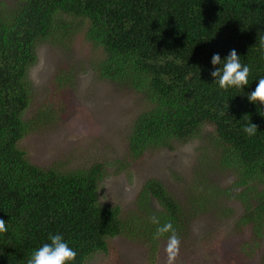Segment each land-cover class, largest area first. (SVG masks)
<instances>
[{"label": "trees", "instance_id": "trees-1", "mask_svg": "<svg viewBox=\"0 0 264 264\" xmlns=\"http://www.w3.org/2000/svg\"><path fill=\"white\" fill-rule=\"evenodd\" d=\"M84 27V40L100 49L98 76L140 95L145 106L125 138L127 158L201 135L218 167L230 173L223 191L240 202L238 227L260 234L264 222V105L247 99L264 78V0H0V264H27L49 234H61L76 251L71 264L107 252L106 239H145L155 252L157 225L176 230L183 208L155 178L137 194L139 215L122 216L117 205L98 201L101 164L59 170L32 164L19 141L35 122L51 119L56 102L23 117L32 85L28 68L43 42L64 43ZM235 49L250 67L249 84L221 89L211 57ZM66 70L51 78L58 89ZM258 125L254 136L244 126ZM213 190L206 191L210 196ZM205 196V194H204ZM153 199L158 211H152ZM137 201V202H138ZM206 199L203 200L205 202ZM257 264H264V244Z\"/></svg>", "mask_w": 264, "mask_h": 264}, {"label": "rangeland", "instance_id": "rangeland-1", "mask_svg": "<svg viewBox=\"0 0 264 264\" xmlns=\"http://www.w3.org/2000/svg\"><path fill=\"white\" fill-rule=\"evenodd\" d=\"M83 32L84 27L64 43L43 42L36 48V61L27 70L32 91L23 117L35 119L38 108L48 102H56V112L50 120H34L35 128L19 141L27 159L59 170L101 164L98 201L117 205L123 217L141 213L144 203L137 194L146 179H158L183 208L175 230L180 239L175 264H257L264 222L259 235L251 225H236L240 202L223 191L232 176L204 148L205 128L201 135L127 158L125 138L145 101L98 76L94 62L100 49L85 41ZM61 70L69 79L55 89L51 78ZM211 190L213 196L205 193ZM148 204L152 211L160 209L152 198ZM167 239L155 242L151 255L142 237L116 235L106 239L107 252L92 253L82 264H165Z\"/></svg>", "mask_w": 264, "mask_h": 264}, {"label": "clouds", "instance_id": "clouds-1", "mask_svg": "<svg viewBox=\"0 0 264 264\" xmlns=\"http://www.w3.org/2000/svg\"><path fill=\"white\" fill-rule=\"evenodd\" d=\"M261 46L264 47V41L261 42ZM211 64L213 66L220 65L210 72V76L221 89L227 90L230 87L242 89L243 86L249 84L250 67L241 64V57L235 49L230 50L224 59H221L219 54H213ZM247 99L252 103L258 102L260 105H264V78L258 80L255 89L248 94ZM257 129L258 125L248 122L243 131L248 136H254ZM150 219L153 224L157 225L154 238L169 233L164 248L165 264H175L179 255L180 239L172 223L169 221L160 225L157 217L153 216ZM7 230L5 220L0 219V233H5ZM49 241L31 253L27 264H71L76 259V251L69 247L61 234H49Z\"/></svg>", "mask_w": 264, "mask_h": 264}]
</instances>
